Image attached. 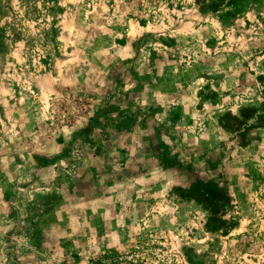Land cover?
<instances>
[{
	"label": "rangeland",
	"instance_id": "374dc122",
	"mask_svg": "<svg viewBox=\"0 0 264 264\" xmlns=\"http://www.w3.org/2000/svg\"><path fill=\"white\" fill-rule=\"evenodd\" d=\"M0 264H264V0H0Z\"/></svg>",
	"mask_w": 264,
	"mask_h": 264
}]
</instances>
